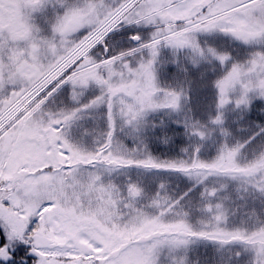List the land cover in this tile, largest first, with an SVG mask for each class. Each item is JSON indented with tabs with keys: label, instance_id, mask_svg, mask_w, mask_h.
<instances>
[{
	"label": "snow or ice",
	"instance_id": "6c2138e0",
	"mask_svg": "<svg viewBox=\"0 0 264 264\" xmlns=\"http://www.w3.org/2000/svg\"><path fill=\"white\" fill-rule=\"evenodd\" d=\"M0 264H264V0H0Z\"/></svg>",
	"mask_w": 264,
	"mask_h": 264
}]
</instances>
